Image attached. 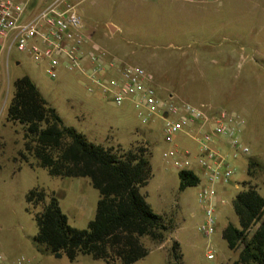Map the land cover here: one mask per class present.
I'll return each instance as SVG.
<instances>
[{
	"label": "rangeland",
	"instance_id": "1",
	"mask_svg": "<svg viewBox=\"0 0 264 264\" xmlns=\"http://www.w3.org/2000/svg\"><path fill=\"white\" fill-rule=\"evenodd\" d=\"M42 2L32 0L33 6ZM79 13L89 38L111 55L156 73L175 87L180 98L237 113L244 120L240 140L249 152L234 156L230 148L234 173L230 183L216 185L225 203L217 211L216 232L205 236L198 229L205 219L198 201L201 183L179 189L180 177L171 164L174 158L164 156L174 144L165 140L162 119L143 123L132 107H117L107 98L91 94L78 72L61 68L58 77L52 78L46 71L47 60L38 62L14 49L9 61L8 102L0 105V135L5 140L0 149V244L18 233L24 240V252L40 264H103L89 255H81L75 262L65 256L57 259L33 241L38 232L35 212L42 206L27 209L30 189L55 192L69 223L77 228H86L94 218L99 191L89 178L52 176L40 166L25 165L14 174L13 158L23 148L24 129L7 119L5 109L14 93V81L28 75L64 122L90 141L106 146L117 141L125 148L138 144L151 152L153 175L141 192L157 213L170 220L173 229L162 243L145 237L150 252L133 264H167L174 240L180 244L183 264H229L240 249L228 247L222 229L229 223L240 226L233 206L236 194L249 182L264 196V0H218L200 5L181 0H85ZM133 127L145 129L149 138L134 136ZM176 142L191 152V159L198 157L196 139L182 133ZM29 159L36 164L32 156ZM250 161L257 163L251 167L252 176L248 175ZM201 180L205 182L203 175ZM209 252L213 258L208 257Z\"/></svg>",
	"mask_w": 264,
	"mask_h": 264
},
{
	"label": "trees",
	"instance_id": "2",
	"mask_svg": "<svg viewBox=\"0 0 264 264\" xmlns=\"http://www.w3.org/2000/svg\"><path fill=\"white\" fill-rule=\"evenodd\" d=\"M13 85L7 119L23 125L24 146L19 158L46 168L52 176L89 178L99 191L94 218L86 228H77L69 223L55 192L43 187L30 189L27 209L42 206L35 212V243L57 259L66 256L73 262L89 255L107 264H133L150 252L145 237L155 243L164 242L173 225L152 208L141 192L153 175L151 152L138 144L125 148L90 141L64 122L30 76L17 78ZM30 156L36 164L30 162ZM254 164L249 162V176ZM179 177L180 190L201 181L192 169L180 170ZM248 183L233 200L240 226L229 223L222 233L231 250L240 249L231 264H264V196ZM179 248L174 240L167 264H183Z\"/></svg>",
	"mask_w": 264,
	"mask_h": 264
},
{
	"label": "built area",
	"instance_id": "3",
	"mask_svg": "<svg viewBox=\"0 0 264 264\" xmlns=\"http://www.w3.org/2000/svg\"><path fill=\"white\" fill-rule=\"evenodd\" d=\"M83 1L51 0L34 10L32 0H0V104L4 106L9 98V61L17 49L38 62L47 60L46 71L52 78L58 77L61 68L75 71L85 80L91 94L99 93L116 106L132 102L143 123L162 119L165 140L174 144L164 156L174 158L180 170L192 169V162L191 152L176 142L177 137L183 133L196 139L200 147L197 161L205 178L198 191L205 219L198 229L205 236L214 234L218 208L225 203L216 185L230 183L234 173L229 155L217 144L224 139L235 151L234 156L239 151L248 153L249 148L239 136L244 120L225 108L197 105L171 94L161 96L149 70L122 61L89 38L79 13ZM208 257L213 258V253L209 252ZM0 264L13 263L0 253ZM14 264L34 262L21 256Z\"/></svg>",
	"mask_w": 264,
	"mask_h": 264
},
{
	"label": "crops",
	"instance_id": "4",
	"mask_svg": "<svg viewBox=\"0 0 264 264\" xmlns=\"http://www.w3.org/2000/svg\"><path fill=\"white\" fill-rule=\"evenodd\" d=\"M180 1V0H179ZM182 1V0H181ZM44 2H47L46 0H44ZM44 2H42V3H44ZM186 2H188V3H194V4H204V3H206V2H189V1H186ZM41 3V4H42ZM33 4V3H32ZM40 4V5H41ZM34 5V4H33ZM40 5H35L34 7H33V9L34 10H37V8L40 6ZM201 6H203V5H201ZM119 29V26L118 25H116V27H115V31H117ZM84 31H85V28H84ZM114 31V32H115ZM86 33V32H85ZM87 34V33H86ZM152 73V72H151ZM153 74V76H154V84L156 85V87H157V89H158V91H159V93H160V95L161 96H163V97H167L168 95H174V96H176L175 95V87H173L172 85H170V84H167L165 81H163V80H161V77L160 76H158L156 73H152ZM80 75V74H79ZM81 77V76H80ZM96 95H99L98 97H100L101 96V94H99V93H96ZM102 97V96H101ZM178 97V96H177ZM180 98V97H179ZM183 99V98H182ZM186 100V99H185ZM7 102H8V100H7ZM1 105V104H0ZM117 107H132L134 110H135V113L137 114V110H136V108H135V106H134V104L132 103V102H126L125 104H123V105H121V106H117ZM131 108V109H132ZM215 108V107H214ZM6 113H7V107H6ZM2 112V111H1ZM1 112H0V114H1ZM7 115V114H6ZM134 129V131H132V132H134V136H135V134H137V136H140V137H142V136H144V137H146L147 139L149 138V136H148V132L145 130V129H143V128H141V127H133ZM195 129H196V131H198L199 130V127H194ZM137 136H136V138H137ZM113 138V137H112ZM114 141H115V139H113ZM136 140V139H135ZM135 140L133 141V142H135ZM114 144L113 145H121V143H119V142H117V141H115V142H113ZM131 145H132V143H131ZM130 145V146H131ZM4 146H5V140H4V137L2 136V135H0V149L2 150L3 148H4ZM23 146H24V143H23ZM122 146V145H121ZM123 147V146H122ZM217 147H219L223 152H225L227 155H230V148H229V146L226 144V142L224 141V139H221V141H220V143H218L217 144ZM23 149V148H22ZM21 148H19L18 150H17V152H16V156L13 158V162L15 163V165H16V167H17V169L15 170V172H14V174H16V172H18V171H21L24 167H25V165L26 166H28V167H31V168H33V167H36L37 165H30V163H28V162H26V161H23V160H21L20 158H19V151L20 150H22ZM30 162H32L31 160H30ZM191 162H192V170H194L195 172H196V174L198 175V176H200V178L202 177V173H201V168H200V166H199V164H198V161H197V157L196 158H194V159H191ZM171 164L176 168V171L178 172V174H179V171H180V169L178 168V166H177V164H176V161L175 160H172L171 161ZM225 187V186H224ZM222 207V205H220L219 206V208H218V211H221V208ZM96 213V212H95ZM225 228V227H224ZM224 228L222 229V233H223V230H224ZM22 234H18V233H16V234H14V235H12L10 238H8L7 240H6V242H4V243H2V244H0V253H3L6 257H7V259L11 262V263H15V261L19 258V257H21V256H24V257H26V258H29V259H31L33 262H34V264H40V262L41 261H39L36 257H34L33 255H28V254H26L24 251H25V247H24V240H23V238H22V236H21ZM34 238H35V236L33 237V241L35 242V240H34ZM238 255H239V252L236 254V257L233 259V261L234 260H236L237 258H238ZM64 257V256H63ZM62 257V258H63ZM66 257V256H65ZM62 258H60V259H62ZM79 258V257H78ZM78 260V259H77ZM77 260H75V261H77ZM95 260V259H94ZM70 261V260H69ZM75 261H73V262H75ZM99 261H102V263L103 264H107L105 261H103V260H99ZM233 261H231L229 264H231ZM70 262H72V261H70ZM221 264H223V263H221Z\"/></svg>",
	"mask_w": 264,
	"mask_h": 264
},
{
	"label": "water",
	"instance_id": "5",
	"mask_svg": "<svg viewBox=\"0 0 264 264\" xmlns=\"http://www.w3.org/2000/svg\"><path fill=\"white\" fill-rule=\"evenodd\" d=\"M166 115V114H165Z\"/></svg>",
	"mask_w": 264,
	"mask_h": 264
}]
</instances>
